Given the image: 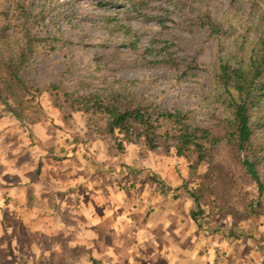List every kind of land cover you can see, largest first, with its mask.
Wrapping results in <instances>:
<instances>
[{
    "label": "rangeland",
    "instance_id": "rangeland-1",
    "mask_svg": "<svg viewBox=\"0 0 264 264\" xmlns=\"http://www.w3.org/2000/svg\"><path fill=\"white\" fill-rule=\"evenodd\" d=\"M175 5L151 0L146 7H157L150 11L157 19L148 20L126 0H0V62L18 57L22 37L31 31L36 49L26 62V80L39 90L34 98L24 94L27 103L21 98V107L1 92L24 119L0 101V264H86L89 254L101 264H118L124 257L121 249L98 232L109 225L110 213L120 211L118 203L142 200L139 211L122 210L128 223H135V211L143 223L168 235L174 214L185 219L187 208H196L183 185L205 193L200 204L209 224L235 221L244 232L253 220L264 237V192L256 217L243 216L244 205L238 203L222 213L223 205L211 192L212 170L219 164L223 178L233 180L247 199L258 195L255 182L231 168L224 143L213 152L210 169L201 162L192 166L193 155L176 156L162 142L151 150L138 139L116 151L117 141L103 133L98 113L71 108L82 88L98 94L129 80L155 106L187 111L193 123L217 130L223 113L209 97L211 67L219 58L233 64L247 56L253 42L264 41V8L257 10L247 0H177ZM204 12L219 24L221 34L210 35ZM169 56L187 64L186 75L162 63ZM51 83L56 89L51 90ZM257 117L262 125L255 139L264 147V106ZM82 152L90 156L84 160ZM148 171L180 187L179 198L150 180ZM259 172L264 182V163ZM92 218L98 235L91 233ZM163 222L164 229L159 226ZM131 230L129 240L136 241L140 230ZM258 246L261 251L262 243ZM133 254L136 261L147 260Z\"/></svg>",
    "mask_w": 264,
    "mask_h": 264
},
{
    "label": "trees",
    "instance_id": "trees-1",
    "mask_svg": "<svg viewBox=\"0 0 264 264\" xmlns=\"http://www.w3.org/2000/svg\"><path fill=\"white\" fill-rule=\"evenodd\" d=\"M130 9L137 7L138 14L148 20H156L157 15L151 10L157 7H146L151 0H126ZM175 8L177 0H167ZM108 2H105V4ZM252 3L255 9L264 8V0H247ZM129 9V8H128ZM149 11V12H148ZM206 23L210 27V35L221 34L218 23L212 21L204 12ZM35 36L28 31L22 37L24 49L22 53L9 63L0 62V101L12 112V114L22 121V110L18 112L12 107L8 100L4 99L1 92L7 91V96L21 107L24 94L35 93L39 90L31 82L26 80V62L36 49L33 44ZM168 47L166 46L165 51ZM152 65L156 64L151 62ZM164 65H169L186 75L187 64L175 63L169 56L162 61ZM211 90L209 97L214 104H218L222 109L223 116L220 118L218 129L215 126H200L192 122L191 113L181 110H164L155 106L143 93H138L134 89L135 82L120 80L118 88L94 94L84 92L83 88L77 96L71 100V108L76 111L92 110L99 114L104 121V134L108 139L116 140L117 150L122 147L130 146L134 141L143 139L149 149L157 148L160 142L165 143L171 148L176 156L187 157L191 154L195 158V163H205L207 169L212 168L210 163L214 161L216 155L213 152L220 147L221 143L227 146L229 152L228 162L232 166L243 171L244 175L254 181L257 187V198L247 199V195L236 190L235 182L223 178L224 168L219 164L215 166L211 174V182L214 183L211 189L213 195L217 196L219 203L222 204L221 212L233 209L235 204L244 205L242 215L245 217H256L259 207L258 202L264 192V182L261 178L259 167L264 163V147L256 143V133L261 124L257 112L264 106V41L258 39L253 42V47L247 56L231 64V61L218 59L213 63L210 74ZM51 90L56 89L51 83ZM35 92V93H34ZM30 134V132H29ZM109 135V136H108ZM82 158H88L90 154L82 152ZM89 162L93 159L89 158ZM120 167V166H119ZM209 167V168H208ZM130 169L129 166L126 167ZM144 171V170H141ZM208 172V170H206ZM192 174H195L193 172ZM147 177L153 180L163 191L170 192L174 199L179 198L180 187H171L163 180L155 178V173L148 171ZM230 177V176H229ZM185 192L191 196L196 205L195 209L189 211V217L197 229L205 237H224L229 241L250 239L256 241L257 248L260 243L261 252L264 253V237L258 231L255 221L251 229L241 232L232 221L229 225H212L205 219V210L200 204V199L205 197V193L196 194L189 190L185 185L182 186ZM217 190V191H216ZM248 200V201H245ZM256 202V205H253ZM230 205V206H226ZM220 207V206H217ZM258 234V236H257ZM264 264V260H261ZM86 264H101L99 260L88 256Z\"/></svg>",
    "mask_w": 264,
    "mask_h": 264
},
{
    "label": "crops",
    "instance_id": "crops-1",
    "mask_svg": "<svg viewBox=\"0 0 264 264\" xmlns=\"http://www.w3.org/2000/svg\"><path fill=\"white\" fill-rule=\"evenodd\" d=\"M124 201L126 200L118 203L120 211L116 212V214L110 213L107 221L109 225H105L102 230L98 231L102 233L100 236L104 239H109L116 247L118 246L121 249L124 257L120 259L123 261H118V264H152V262L157 261L156 259L161 261H157L154 264L158 262L160 264L161 262L163 264H261V260H264V253L258 250L254 240L229 241L220 236L209 238L202 235L191 221L188 208L185 219H179L181 214H174L175 226L168 231V235L165 233V235L159 234L158 230H154L156 227L143 223L140 219L142 215L135 211H133L134 221L137 225L141 224L142 226L137 227L135 223L129 224L128 215L122 213V210L129 211L130 208H135L139 211L144 204L140 199L132 202ZM155 203H158V201H155ZM187 204L190 207V200H187ZM172 211L174 212V210ZM92 220L95 226L94 231L91 233L95 235L98 232L96 231L95 219L92 218ZM1 221H3V216ZM159 226L164 229L166 224L163 222ZM128 228L132 229L131 232H137L142 229L136 234V241L129 240ZM167 237L169 238L165 239ZM141 238H143L142 243L139 240ZM171 239L173 240L171 241ZM133 253H141L142 257L146 255L147 260L143 259L140 262L137 259L138 261H136ZM89 255L100 262L99 257Z\"/></svg>",
    "mask_w": 264,
    "mask_h": 264
}]
</instances>
